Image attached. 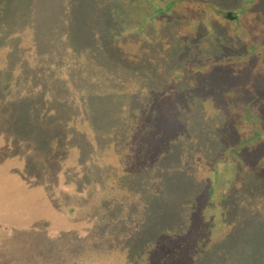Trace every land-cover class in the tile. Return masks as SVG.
<instances>
[{
	"label": "trees",
	"instance_id": "1",
	"mask_svg": "<svg viewBox=\"0 0 264 264\" xmlns=\"http://www.w3.org/2000/svg\"><path fill=\"white\" fill-rule=\"evenodd\" d=\"M243 6H248V0H0L4 30L14 21L2 17L7 10L47 11L44 17L32 19L35 32L31 41L41 53L39 72L54 78L51 93L60 107L66 108L67 102L60 92L72 88L70 102L105 105L106 113L98 116L92 112L95 117L103 116L110 122L131 121L122 153L111 162L101 163L105 169L88 173L86 181L100 187L99 197L93 200L97 205L113 201V208L106 209L108 215L117 218L122 212L123 223L117 226L122 233L134 229L143 237L139 245L146 249L135 264H203L198 255L201 243H217L220 230L227 231L235 218L250 212L247 198L257 191L248 189L247 166L256 162L264 166V153H258L263 130L253 120L257 112L249 105L231 103L227 109L222 105L217 118L213 101L202 102V97L201 102L210 108L206 109L208 114L196 109L199 100L189 96L197 88L200 73L220 65L219 58L240 61L247 46L246 35L228 27L218 34L213 32V38L233 40L214 43L215 50L200 59L194 54L199 51V43H193V35L205 29V24L209 30L214 29L213 20L220 12ZM40 23V30L50 38H38ZM12 32L8 40L0 41L2 48L7 43L11 57H16V51L30 54L33 45L14 40ZM175 41L180 48L172 44ZM1 52L7 54L6 50ZM6 67L9 64L0 66V74ZM44 86L46 89L47 84ZM220 92L227 100L233 92L240 95L236 89ZM44 113L42 120L54 123L52 115ZM87 118L81 115L73 122L78 124ZM192 121L205 125L196 136L186 138L193 154L181 158L185 137L177 133ZM251 121L255 127L250 126ZM77 136H59L55 140L60 144L57 152L51 145L44 147L51 154L44 157L42 167L48 169L58 162L67 168L83 166L89 156L79 151L89 147L81 135ZM67 143L78 156L65 155ZM45 152L43 155H48ZM132 192H136L133 198ZM116 200L118 203L113 204ZM70 212L77 213L71 207ZM111 228L115 230L113 225ZM241 251L249 263L252 252ZM155 252H160L159 256Z\"/></svg>",
	"mask_w": 264,
	"mask_h": 264
},
{
	"label": "rangeland",
	"instance_id": "2",
	"mask_svg": "<svg viewBox=\"0 0 264 264\" xmlns=\"http://www.w3.org/2000/svg\"><path fill=\"white\" fill-rule=\"evenodd\" d=\"M243 2L247 3V0ZM229 12L235 14L233 19L224 16ZM220 13L213 20L214 29L209 30L208 24H205V29L202 27L197 35H193V43H199L195 56L202 59L206 53L215 50L217 42L232 41L233 38L225 36L217 40L213 38V32L218 34L228 27L238 28V32L246 35V49H243L240 61L219 58L220 65H212L207 73H200L197 88L189 96L194 101L199 100L196 109L208 114L210 111L206 109L210 108H206L202 102L213 101L217 118L221 115L222 105L226 109L227 104L231 103L249 105L257 112L256 117L252 116L254 122L257 120L263 130L262 148L258 149L261 155L264 153V0L254 3L248 0V6ZM45 14L47 11L32 8L7 10L2 17L14 21L8 23L5 30L0 23V41L5 42L13 31L14 40L26 46L33 45L30 54L16 51V57H11L8 44L2 48L0 42V66H4V63L10 66L0 74V264H135L137 257H143L146 249L139 245L143 237L138 236L134 229L122 233L117 228L123 223L122 212L117 218L108 215L106 209L113 208L110 205L113 201L97 205L93 200L99 197L100 187L86 181L88 173L105 169L101 163L108 159L111 162L122 153V145L129 137L131 121L110 122L104 120L103 116L95 117L92 112L98 116L103 111L106 113L105 105H76L70 102L72 88L60 92L61 97L67 100L66 108L58 105V98L51 93L54 78L39 72L41 53L31 41L34 38L31 33L35 32L31 28L34 25L32 19L42 18ZM246 20L249 22L244 26ZM41 25L37 27L38 38H50L40 30ZM18 42L15 45L20 48ZM174 43L176 48H180L176 41ZM2 50H6L7 54L4 55ZM13 64L16 68H12ZM20 82H23L22 85ZM224 89L239 90L240 95L237 96L234 91L231 100H227L221 96L220 91ZM182 106L186 108L183 103ZM44 111L52 115L54 123L42 120ZM19 114L21 117L17 118ZM81 115L88 118L78 124L73 122ZM183 115L187 117L186 113ZM254 122H250L251 127H255ZM203 125L202 121L197 124L192 121L185 130H178L177 134L185 137L183 141L180 140L183 143L181 158L192 156L193 148L186 138L196 136ZM76 133L89 147V150L81 148L79 151H85L89 156L85 157L83 166L67 168L58 162L48 169L43 168L44 157L51 154L43 148L51 145L57 152L60 144L55 140L59 136L76 138ZM168 137L173 138L174 135ZM42 151L48 155L44 156ZM54 152L52 156L57 158ZM76 154L74 147L67 143L65 155L72 158L78 156ZM247 172L248 189L257 191L247 198L250 212L241 219L235 218L227 231L220 230L217 243L212 240L205 246L201 243L198 255L203 259V264H264V166L258 162L249 163ZM252 190H249L250 193L254 192ZM134 194L136 192H132L131 198ZM117 203L116 200L113 204ZM120 206L123 204L120 203ZM70 207L76 209L77 213H69ZM112 225L115 230L111 228ZM241 249L252 252L249 263L241 254ZM159 253L156 255L159 256Z\"/></svg>",
	"mask_w": 264,
	"mask_h": 264
},
{
	"label": "water",
	"instance_id": "3",
	"mask_svg": "<svg viewBox=\"0 0 264 264\" xmlns=\"http://www.w3.org/2000/svg\"><path fill=\"white\" fill-rule=\"evenodd\" d=\"M224 16H225L226 18H228V19H233V18L235 17V14L229 12V13H226Z\"/></svg>",
	"mask_w": 264,
	"mask_h": 264
}]
</instances>
